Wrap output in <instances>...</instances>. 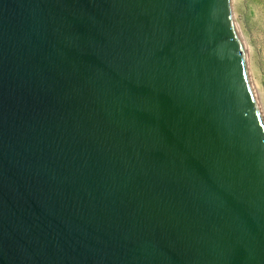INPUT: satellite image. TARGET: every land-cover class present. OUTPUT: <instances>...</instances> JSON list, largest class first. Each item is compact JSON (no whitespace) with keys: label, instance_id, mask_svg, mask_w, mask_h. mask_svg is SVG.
I'll list each match as a JSON object with an SVG mask.
<instances>
[{"label":"water","instance_id":"95a60500","mask_svg":"<svg viewBox=\"0 0 264 264\" xmlns=\"http://www.w3.org/2000/svg\"><path fill=\"white\" fill-rule=\"evenodd\" d=\"M0 264H264L233 0H0Z\"/></svg>","mask_w":264,"mask_h":264},{"label":"rangeland","instance_id":"374dc122","mask_svg":"<svg viewBox=\"0 0 264 264\" xmlns=\"http://www.w3.org/2000/svg\"><path fill=\"white\" fill-rule=\"evenodd\" d=\"M264 97V0H233Z\"/></svg>","mask_w":264,"mask_h":264},{"label":"bare ground","instance_id":"6f19581e","mask_svg":"<svg viewBox=\"0 0 264 264\" xmlns=\"http://www.w3.org/2000/svg\"><path fill=\"white\" fill-rule=\"evenodd\" d=\"M238 27H239V31H240V36H241V38L246 42V40H245V38H244V36H243V33H242V31H241V28H240V26H239V24H238Z\"/></svg>","mask_w":264,"mask_h":264}]
</instances>
